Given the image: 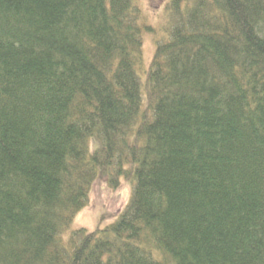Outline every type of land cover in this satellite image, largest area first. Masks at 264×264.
<instances>
[{
  "label": "trees",
  "instance_id": "16d2710c",
  "mask_svg": "<svg viewBox=\"0 0 264 264\" xmlns=\"http://www.w3.org/2000/svg\"><path fill=\"white\" fill-rule=\"evenodd\" d=\"M166 10L144 80L138 0H0V264H264V0Z\"/></svg>",
  "mask_w": 264,
  "mask_h": 264
},
{
  "label": "rangeland",
  "instance_id": "374dc122",
  "mask_svg": "<svg viewBox=\"0 0 264 264\" xmlns=\"http://www.w3.org/2000/svg\"><path fill=\"white\" fill-rule=\"evenodd\" d=\"M169 1L138 0L139 7L144 14L143 21L151 28L142 34L143 59L138 71L144 80L148 77L158 41L167 40L170 36L171 24L166 10ZM131 190V182L125 177L121 179L118 188H112L107 176H99L93 182L87 206L77 215L72 227H87L89 230H95L97 227L110 224L128 204L132 194ZM66 235L64 234V237Z\"/></svg>",
  "mask_w": 264,
  "mask_h": 264
}]
</instances>
